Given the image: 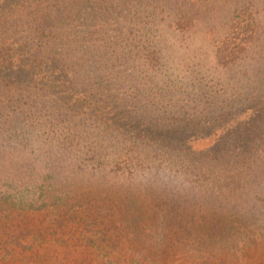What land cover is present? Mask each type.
Returning <instances> with one entry per match:
<instances>
[{
  "label": "trees",
  "instance_id": "obj_1",
  "mask_svg": "<svg viewBox=\"0 0 264 264\" xmlns=\"http://www.w3.org/2000/svg\"><path fill=\"white\" fill-rule=\"evenodd\" d=\"M222 1L233 9L216 41L198 19L212 15V0L0 8L3 254L24 237L59 244L68 226L71 245L101 264H116L113 253L127 264H264V82L239 90L240 66L264 34V0ZM203 25L212 52L184 51L188 89L174 85L168 65L187 59L167 51L165 34L191 43ZM249 104L258 109L238 141L193 146L198 131L213 134Z\"/></svg>",
  "mask_w": 264,
  "mask_h": 264
},
{
  "label": "rangeland",
  "instance_id": "obj_2",
  "mask_svg": "<svg viewBox=\"0 0 264 264\" xmlns=\"http://www.w3.org/2000/svg\"><path fill=\"white\" fill-rule=\"evenodd\" d=\"M14 0H0V8H5L7 5H9L10 2ZM233 3H236V0L232 1ZM217 4L216 6H213L212 8V15L210 16L209 14L206 15L205 17H199L198 19H207L210 23L211 26H209L210 30L207 32L208 35L211 36V39L214 38L215 41L217 38H220L223 36L224 31L226 30V25L224 24L225 20H227L231 13L233 6H230L227 2L223 3L222 0H212V4ZM232 3V5H233ZM227 5V6H226ZM212 6V5H210ZM218 14V15H217ZM264 18V16H263ZM223 19V20H222ZM263 20V19H262ZM202 27V26H201ZM203 27H206V25H203ZM208 27V25H207ZM205 31H197L194 34V38L189 43V41L182 40L180 38H175L174 36L170 35L169 32H167L166 38L169 40V45L167 46V51H177V55L182 56L183 58H186L187 60L185 61H180L179 59L175 60V65H177L179 68H171L168 65V73L170 74V79L171 83L174 85L182 86L188 89V85H184L185 81H188L187 78H185L183 75L184 73H188V71H184L186 66H191L192 61L188 60L187 54L188 53H193V56H197L201 51H202V57H205L206 52H209L208 54H211L212 48L210 45L207 44V40L204 39L203 32ZM166 31L167 28L165 29ZM263 33V32H262ZM214 41V42H215ZM257 44V49H253L251 52V56L249 57V64L247 63L246 60L242 62V66H240V69L243 71V76H239L238 74H235L234 76H239L242 79V86L239 88L241 93L244 92H254L258 93L257 89L255 91L251 87L254 84H259L261 82H264V34L263 36L260 37V41L256 42ZM185 46L182 47V46ZM255 45V46H256ZM193 49V52L190 50ZM184 51H189L187 54H185ZM206 51V52H205ZM258 51L259 53H257ZM169 53V52H168ZM207 54V55H208ZM198 57V56H197ZM208 61L212 63V58L208 57ZM248 59V58H246ZM186 62V65L183 67H180L183 63ZM174 66V65H173ZM263 76V77H260ZM216 77L220 79V82L223 84V79L227 81L228 75L225 73L223 70H219L216 72ZM236 79V78H235ZM170 82V81H169ZM263 88L260 87V90ZM264 91V89L262 90ZM243 92V93H244ZM224 94V93H223ZM258 102L260 103L257 107L261 110H263L264 107V92L263 93H258ZM256 104H249L247 106H244L239 112H237L236 116L233 117L230 121L225 122L222 124V126L218 129L213 134H210L206 137H203L202 135H207L204 134L203 131H198L199 134L192 136L193 140H191L193 146L195 148H205L210 146L214 140L218 136L226 135V136H232L233 138L238 137L237 141L242 137L241 133H244V131L241 130V121L246 118H248V114L252 113L255 109H258L255 107ZM245 109V111H244ZM240 127V129H239ZM216 128V127H215ZM214 128V129H215ZM239 129L238 131L236 130ZM214 129L210 130L209 133H211ZM233 131L235 130L236 132L233 134L232 132L228 131ZM236 139V138H235ZM244 195L241 197H237L234 202H241L244 200ZM189 222L191 220V216L186 217ZM195 218H198V216ZM70 227L65 226L64 228H61L62 232H59L60 241L59 244H54L52 237L45 238V239H37L36 241L33 240L31 237H24L21 239V246L17 248V251H15L13 254L10 252L7 254H3L2 252L5 250L6 243L2 241V236H0V264H56L53 262H56L54 260L48 261V257L51 255L52 257H55L56 259L58 258V264H101L102 259L99 260V257H95L94 254H87L85 250V246L80 244H77L75 246H72L74 240L71 239V232ZM77 234V233H76ZM49 238V239H48ZM186 239V238H182ZM177 243H180L178 241ZM30 246V248L28 247ZM25 249V250H23ZM27 249V250H26ZM83 259V262H80L79 259ZM1 259L7 260V263H2ZM77 259V260H76ZM109 259V258H108ZM112 259L116 261V264H127L126 258L121 259L116 255V253H113ZM89 261V262H88Z\"/></svg>",
  "mask_w": 264,
  "mask_h": 264
}]
</instances>
